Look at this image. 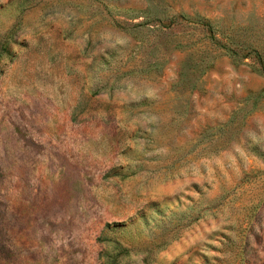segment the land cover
<instances>
[{"label":"rangeland","instance_id":"374dc122","mask_svg":"<svg viewBox=\"0 0 264 264\" xmlns=\"http://www.w3.org/2000/svg\"><path fill=\"white\" fill-rule=\"evenodd\" d=\"M262 66L264 0H0V264H264Z\"/></svg>","mask_w":264,"mask_h":264},{"label":"trees","instance_id":"16d2710c","mask_svg":"<svg viewBox=\"0 0 264 264\" xmlns=\"http://www.w3.org/2000/svg\"><path fill=\"white\" fill-rule=\"evenodd\" d=\"M204 25H209V22H204L203 23ZM262 73H264V66H262L261 70H260Z\"/></svg>","mask_w":264,"mask_h":264}]
</instances>
